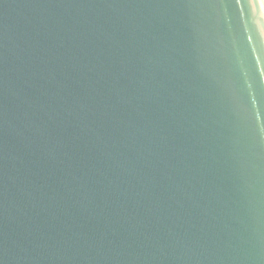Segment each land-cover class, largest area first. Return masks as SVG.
<instances>
[{
    "label": "water",
    "instance_id": "95a60500",
    "mask_svg": "<svg viewBox=\"0 0 264 264\" xmlns=\"http://www.w3.org/2000/svg\"><path fill=\"white\" fill-rule=\"evenodd\" d=\"M0 264H264V0H0Z\"/></svg>",
    "mask_w": 264,
    "mask_h": 264
}]
</instances>
